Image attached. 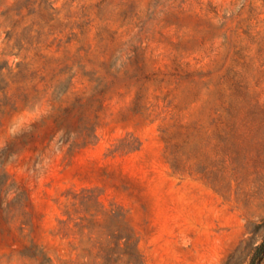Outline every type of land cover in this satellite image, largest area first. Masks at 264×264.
I'll list each match as a JSON object with an SVG mask.
<instances>
[{
    "label": "rangeland",
    "instance_id": "374dc122",
    "mask_svg": "<svg viewBox=\"0 0 264 264\" xmlns=\"http://www.w3.org/2000/svg\"><path fill=\"white\" fill-rule=\"evenodd\" d=\"M0 264H264V0H0Z\"/></svg>",
    "mask_w": 264,
    "mask_h": 264
},
{
    "label": "trees",
    "instance_id": "16d2710c",
    "mask_svg": "<svg viewBox=\"0 0 264 264\" xmlns=\"http://www.w3.org/2000/svg\"><path fill=\"white\" fill-rule=\"evenodd\" d=\"M263 246V245H262Z\"/></svg>",
    "mask_w": 264,
    "mask_h": 264
}]
</instances>
